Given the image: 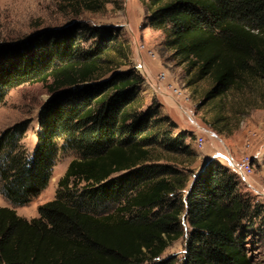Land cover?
Returning a JSON list of instances; mask_svg holds the SVG:
<instances>
[{"label":"trees","instance_id":"16d2710c","mask_svg":"<svg viewBox=\"0 0 264 264\" xmlns=\"http://www.w3.org/2000/svg\"><path fill=\"white\" fill-rule=\"evenodd\" d=\"M56 1L77 18L122 0ZM140 1L187 75L211 82L204 103L221 112L214 130L228 125L222 112L230 96L256 88L264 104V0ZM119 32L79 21L0 41V105L30 83L51 96L32 152L22 143L29 120L0 132L1 196L28 205L48 188L58 153L78 155L39 218L0 206V264H175L161 257L184 237L183 221V264H253L240 233L264 229V206L217 160L193 168V136L176 133L156 103L142 109L144 80L128 68L131 49ZM164 153L172 163H162Z\"/></svg>","mask_w":264,"mask_h":264},{"label":"rangeland","instance_id":"374dc122","mask_svg":"<svg viewBox=\"0 0 264 264\" xmlns=\"http://www.w3.org/2000/svg\"><path fill=\"white\" fill-rule=\"evenodd\" d=\"M120 5L118 8L114 3H109L104 13L80 10L78 17L74 18L71 14L62 13L56 0H0V41L24 38L35 32L79 21L91 27L119 28L120 36L131 49L128 68H134L144 80L139 99L142 109L156 103L161 114L177 124L176 133L186 132L188 136H193L188 141L199 156L192 166L197 171L203 166L200 155L207 151L217 153L214 160L231 170L226 157L240 160L245 155L254 156V175L246 179L237 175L242 191L264 206V104L259 99L257 89L253 88L252 94H236L226 99L222 113L227 116L228 125H219L224 130L217 132L212 126L215 125L216 116L221 113L219 107L213 102L204 103L205 94L212 85L209 79L194 82V75H187V65L173 58V51L165 46V34L151 27L150 15L140 0H122ZM146 60L162 66L157 75L150 74L156 83V90L148 87V75L144 68H147ZM161 74H165V79L159 82L157 77ZM50 97L46 85L42 83H30L12 89L0 105V132L18 122L29 120L30 125L22 143L32 152L38 144L41 130V108ZM242 105L245 113L239 115L236 111L239 107L242 109ZM200 138L204 139L203 145L199 144ZM163 156L165 159L162 163H172V155L164 153ZM77 158L74 152L60 151L52 180L41 195L28 205L18 207L8 203L0 194V206L15 209L27 220L39 218L40 206L56 198L60 179L69 164ZM178 160L189 166L186 157ZM183 226L184 237L169 246L162 259H173L175 264L184 263L189 226L184 221ZM240 234L245 237L244 244L253 264H264V229H259L256 224Z\"/></svg>","mask_w":264,"mask_h":264},{"label":"built area","instance_id":"2783aa9c","mask_svg":"<svg viewBox=\"0 0 264 264\" xmlns=\"http://www.w3.org/2000/svg\"><path fill=\"white\" fill-rule=\"evenodd\" d=\"M165 79V74H161L157 77V81H162ZM156 84V83H155ZM199 144H204V139L200 138ZM254 156L245 155L240 160H235L233 163H230L232 170L243 177L244 179L251 177L254 175V164H253ZM228 161V160H227Z\"/></svg>","mask_w":264,"mask_h":264},{"label":"crops","instance_id":"0c3cea01","mask_svg":"<svg viewBox=\"0 0 264 264\" xmlns=\"http://www.w3.org/2000/svg\"><path fill=\"white\" fill-rule=\"evenodd\" d=\"M145 63H146V65H147V68L149 69V71L147 70V68L146 67H144L145 68V72L147 73V75H148V82H147V84H148V87L150 88V89H152V90H156V84H155V81H154V79L152 78V76L151 75H157V73H159V71L161 70V65L160 64H158L157 62H150V61H148V60H146L145 61ZM151 74V75H150ZM174 100V99H173ZM176 102V101H175ZM168 106H170V105H168ZM170 108H171V106H170ZM172 108L173 109H175L173 106H172ZM169 109V108H168ZM170 112H171V110H170ZM217 156H218V154L216 153V154H214V152L212 153V152H205V153H203L202 155H200V159H202L203 160V163L202 164H204V162L205 161H207V160H209V159H211V158H217ZM223 157H225V156H223ZM226 159L230 162V163H233L234 162V159L233 158H227L226 157ZM201 170V169H200Z\"/></svg>","mask_w":264,"mask_h":264},{"label":"water","instance_id":"95a60500","mask_svg":"<svg viewBox=\"0 0 264 264\" xmlns=\"http://www.w3.org/2000/svg\"><path fill=\"white\" fill-rule=\"evenodd\" d=\"M212 160H214V158H211V159L205 161L204 164H203V166H202V168H203L207 163H209V162L212 161ZM202 168H201V169H202Z\"/></svg>","mask_w":264,"mask_h":264}]
</instances>
